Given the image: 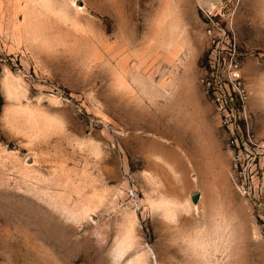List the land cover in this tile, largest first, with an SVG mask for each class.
<instances>
[{
    "label": "rangeland",
    "instance_id": "374dc122",
    "mask_svg": "<svg viewBox=\"0 0 264 264\" xmlns=\"http://www.w3.org/2000/svg\"><path fill=\"white\" fill-rule=\"evenodd\" d=\"M167 1L0 0V264L264 255V0Z\"/></svg>",
    "mask_w": 264,
    "mask_h": 264
},
{
    "label": "bare ground",
    "instance_id": "6f19581e",
    "mask_svg": "<svg viewBox=\"0 0 264 264\" xmlns=\"http://www.w3.org/2000/svg\"><path fill=\"white\" fill-rule=\"evenodd\" d=\"M182 1V0H181ZM171 2H172V0H168L167 1V6H170L171 5ZM115 3V1H113V4ZM182 3V2H181ZM175 4V3H174ZM179 6H181V5H179ZM168 8V7H167ZM175 8H176V6L174 7V6H172V7H170V10L171 11H173V12H175ZM177 9V8H176ZM170 12V11H169ZM176 13H177V11H176ZM212 201V200H211ZM210 207V208H209ZM212 207L211 206H207V207H204V210H206V212L207 211H209L210 209H211ZM215 215H217V213H215L214 214V216ZM214 216H211V218H213ZM201 220H204L203 219V217H201ZM198 223L196 224V225H199V226H201V223L199 222V221H197ZM173 231H170L169 233H168V238H170V237H172L173 236ZM256 264H264V255L262 254V253H259V254H257L256 255ZM232 261H235V259H232ZM231 261V262H232ZM195 262V261H194ZM193 262V260H192V264L194 263ZM195 264V263H194ZM232 264H235V262L234 263H232Z\"/></svg>",
    "mask_w": 264,
    "mask_h": 264
},
{
    "label": "water",
    "instance_id": "95a60500",
    "mask_svg": "<svg viewBox=\"0 0 264 264\" xmlns=\"http://www.w3.org/2000/svg\"><path fill=\"white\" fill-rule=\"evenodd\" d=\"M200 197H201V194H200V192H196V193H194L193 195H192V200H193V202L194 203H198V201L200 200Z\"/></svg>",
    "mask_w": 264,
    "mask_h": 264
},
{
    "label": "built area",
    "instance_id": "2783aa9c",
    "mask_svg": "<svg viewBox=\"0 0 264 264\" xmlns=\"http://www.w3.org/2000/svg\"><path fill=\"white\" fill-rule=\"evenodd\" d=\"M235 76H236V78H239L240 77V74L239 73H236ZM218 100H220V99H218ZM261 146L264 147V142L261 143Z\"/></svg>",
    "mask_w": 264,
    "mask_h": 264
}]
</instances>
